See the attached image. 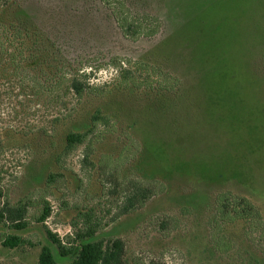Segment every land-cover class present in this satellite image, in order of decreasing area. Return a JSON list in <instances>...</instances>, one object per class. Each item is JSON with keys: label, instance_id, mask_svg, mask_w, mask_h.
I'll use <instances>...</instances> for the list:
<instances>
[{"label": "rangeland", "instance_id": "1", "mask_svg": "<svg viewBox=\"0 0 264 264\" xmlns=\"http://www.w3.org/2000/svg\"><path fill=\"white\" fill-rule=\"evenodd\" d=\"M155 2L165 12L168 28L180 27L166 41L168 56L159 47L154 49L157 59L164 68L185 76L187 90L180 109L183 121L158 120L152 138L143 139L148 150L160 146L168 155V159L161 161L150 158L146 152L150 169L158 171L161 177L170 175L169 180L163 177L167 195L106 226L132 178L128 172L122 173L132 157L127 151L130 144L125 140L129 138L122 135L118 143L109 134L88 139L62 160L65 183H54L53 190L46 188L52 184H44L49 156L36 148L31 155L25 149L4 148L0 150V210L6 204L15 207L21 201L26 206L24 219L28 227L16 230L10 221L0 218V241L10 234L23 240L20 247L13 249L0 244V264H38L41 247L49 245L44 227L66 242L65 237L73 231L70 222L75 217V207L82 212L90 209L99 218L102 228L95 238L122 240L123 264H247L251 259L264 264V237L253 235L252 241L258 245L250 247L241 237V224L229 230L233 239L230 253L219 255L211 250L209 257L204 256L205 235L197 222L201 221L200 207L196 206L199 203L192 195L181 197L191 192L195 180H201V175L195 173L202 172L209 183L201 187L204 194L210 193L209 186H219L247 197L257 205L264 230V0ZM203 10L208 11L209 19H203ZM216 25L220 26L217 31ZM143 47L152 53L150 46ZM115 79L116 70L109 66L94 71L89 82L101 87ZM12 93L0 92V128L20 129L28 123L45 126L57 113L50 106H15ZM100 132L102 129L98 128L96 134ZM91 152L93 170L83 163V156ZM107 153L112 154L110 164L98 168V158ZM119 154L126 159V165ZM194 156H205L203 166L194 164ZM116 157L121 165L117 170L118 162L113 163ZM174 163L184 165L191 178L183 176V171L166 174L164 166ZM51 169L56 171L52 167L48 171ZM115 173H122L120 181L110 178ZM113 189L117 191L109 194ZM43 199L51 207L44 226L34 221L41 213ZM185 206L193 211L188 232L162 240L157 223L163 220V213L175 214ZM152 215L155 217L151 219ZM186 251L190 254L188 262L181 257ZM54 255L57 264H71V258L59 257L55 248Z\"/></svg>", "mask_w": 264, "mask_h": 264}, {"label": "trees", "instance_id": "2", "mask_svg": "<svg viewBox=\"0 0 264 264\" xmlns=\"http://www.w3.org/2000/svg\"><path fill=\"white\" fill-rule=\"evenodd\" d=\"M207 17L208 11L203 10V19ZM219 27L216 25L215 30ZM177 30L180 27L168 28L166 14L155 0H0V92L13 91L15 106L21 108L30 104L36 109L50 106L57 110L45 126L28 123L20 129L0 128V150L20 148L31 155L36 148L49 156L44 184H52L46 188L53 190L54 183L64 185L60 164L75 148L88 139H98L100 135L104 138V134L114 136L118 143V137L123 135L129 138L125 140L130 144L127 151L132 157L122 173L128 172L132 178L106 226L164 198L168 193L165 179L169 180L170 175H163L164 179L150 169L146 152L161 161L168 155L160 146L148 150L143 139L152 138L158 120L183 121L180 109L187 96L185 76L164 68L154 50L159 47L167 55L166 41ZM144 44L151 47L152 53ZM109 66L115 68L116 79L101 87L90 85L94 71ZM98 128L102 132L96 134ZM111 153L98 158V168L110 164ZM92 156L93 152L83 156L87 168L93 167ZM118 157L123 159L120 154ZM118 157L113 163L118 162ZM204 158L194 156L193 162L203 166ZM123 162L126 165V159ZM118 163L116 170L121 166ZM51 167L56 171H48ZM163 170L166 174L183 171V176L191 178L189 170L180 163L165 165ZM195 174L201 175V180H195L191 192L181 197L192 195L199 203L196 206L200 207L201 221L197 222L205 235L202 254L209 257L211 250L219 255L230 253L233 239L229 230L238 224L243 226L242 239L256 248L258 244L252 236L264 237L257 205L219 186H209L210 193L204 194L201 187L209 185L207 177L202 172ZM119 176L115 173L110 178L120 181ZM42 202L41 213L34 221L44 226L51 207L45 199ZM18 203L15 207L6 204L0 210V218L10 221L13 229L24 230L28 227L24 219L26 206ZM74 211L70 222L73 231L65 237L66 242L44 227L49 245L41 247L38 264H57L54 248L59 257L71 258V264H123L122 240L95 238L102 228L99 218L90 209L82 212L75 207ZM192 214L186 206L175 214L163 213V220L157 223L162 240L188 232ZM236 235L234 238L238 239ZM22 242L20 236L10 234L0 244L13 249ZM181 257L188 262L190 254L186 251ZM247 264L256 261L251 259Z\"/></svg>", "mask_w": 264, "mask_h": 264}]
</instances>
